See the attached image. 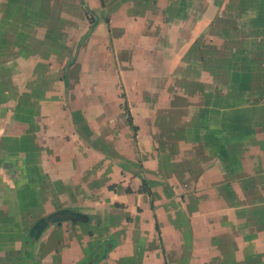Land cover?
I'll use <instances>...</instances> for the list:
<instances>
[{
  "label": "crops",
  "instance_id": "crops-1",
  "mask_svg": "<svg viewBox=\"0 0 264 264\" xmlns=\"http://www.w3.org/2000/svg\"><path fill=\"white\" fill-rule=\"evenodd\" d=\"M109 240L264 264V0H0V264Z\"/></svg>",
  "mask_w": 264,
  "mask_h": 264
},
{
  "label": "trees",
  "instance_id": "trees-1",
  "mask_svg": "<svg viewBox=\"0 0 264 264\" xmlns=\"http://www.w3.org/2000/svg\"><path fill=\"white\" fill-rule=\"evenodd\" d=\"M84 10H85V14L89 17V28L86 32V33H89L91 31L92 27L97 23V16L90 13L86 7L84 8ZM128 119L131 122L129 114H128ZM42 219H43V221L45 220L47 223L59 225L61 223V221H63V220L70 221L71 223L87 222L89 219H91V215L83 214V213L79 212L78 210H74L71 208H64V209H61L60 211H58V215H57L56 219H54L53 213H50V214L44 216ZM106 242L107 243L109 242L110 244L108 246H106ZM111 242H112V240L105 241V242H102L101 244H99L98 246H96L92 250V252L90 254H88L87 259H89V261H90L89 264H97L101 259H103V257L106 254L105 251L110 249V247H111ZM103 246H106L105 251L102 249ZM25 250L26 249H23V256H22L23 257V260H22L23 264H39V262L37 260H35L33 258V256L31 255V251L28 252V254L26 253L27 255H25ZM78 264H83V263L80 261Z\"/></svg>",
  "mask_w": 264,
  "mask_h": 264
},
{
  "label": "rangeland",
  "instance_id": "rangeland-1",
  "mask_svg": "<svg viewBox=\"0 0 264 264\" xmlns=\"http://www.w3.org/2000/svg\"><path fill=\"white\" fill-rule=\"evenodd\" d=\"M85 6V5H84ZM84 6L82 7L83 8V12L85 13V10H84ZM85 19H87V21L89 22V17L85 14ZM61 210V208H59V209H56L54 212H53V215H54V219H56V217H57V215H58V211H60ZM53 219V220H54ZM105 242V241H104ZM115 243V242H114ZM110 243L108 242H106V246H108ZM106 246H103V250L105 251V248H106ZM111 248H113V241L111 242V247H110V249ZM110 249H108V250H106L105 252L106 253H108L109 251H110ZM92 251H90L88 254H90ZM87 257H88V255H86L85 256V258H84V260H82L81 262L83 263V264H89L90 263V261H89V259H87ZM125 262H126V264H132V262H133V259H132V257L129 255V256H127L126 257V260H125Z\"/></svg>",
  "mask_w": 264,
  "mask_h": 264
}]
</instances>
